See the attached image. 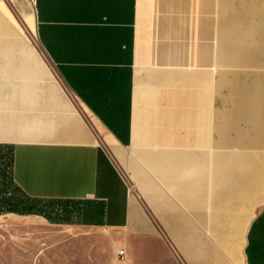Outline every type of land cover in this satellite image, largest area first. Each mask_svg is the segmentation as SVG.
I'll list each match as a JSON object with an SVG mask.
<instances>
[{
	"label": "crops",
	"instance_id": "0c3cea01",
	"mask_svg": "<svg viewBox=\"0 0 264 264\" xmlns=\"http://www.w3.org/2000/svg\"><path fill=\"white\" fill-rule=\"evenodd\" d=\"M1 185L124 264H264V0H0Z\"/></svg>",
	"mask_w": 264,
	"mask_h": 264
},
{
	"label": "rangeland",
	"instance_id": "374dc122",
	"mask_svg": "<svg viewBox=\"0 0 264 264\" xmlns=\"http://www.w3.org/2000/svg\"><path fill=\"white\" fill-rule=\"evenodd\" d=\"M40 213L0 214V264H124L115 232L50 220L68 217L66 211Z\"/></svg>",
	"mask_w": 264,
	"mask_h": 264
},
{
	"label": "trees",
	"instance_id": "16d2710c",
	"mask_svg": "<svg viewBox=\"0 0 264 264\" xmlns=\"http://www.w3.org/2000/svg\"><path fill=\"white\" fill-rule=\"evenodd\" d=\"M9 182L12 183L13 180L9 177ZM3 202H5V206L0 208V214L7 212H14L19 214H31V213H40L41 211L38 209V204L36 200H32L31 198L24 196H16L10 198H2ZM41 214V213H40Z\"/></svg>",
	"mask_w": 264,
	"mask_h": 264
},
{
	"label": "built area",
	"instance_id": "2783aa9c",
	"mask_svg": "<svg viewBox=\"0 0 264 264\" xmlns=\"http://www.w3.org/2000/svg\"><path fill=\"white\" fill-rule=\"evenodd\" d=\"M31 1H33V0H31ZM117 254H118L119 256H123V255H124V250H123V249H118V250H117Z\"/></svg>",
	"mask_w": 264,
	"mask_h": 264
}]
</instances>
